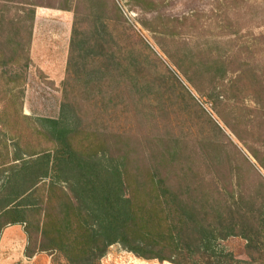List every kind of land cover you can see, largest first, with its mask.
<instances>
[{
  "label": "rangeland",
  "instance_id": "obj_1",
  "mask_svg": "<svg viewBox=\"0 0 264 264\" xmlns=\"http://www.w3.org/2000/svg\"><path fill=\"white\" fill-rule=\"evenodd\" d=\"M24 115L78 119L142 170L179 140L180 160L160 167L177 192L204 201L216 197L202 178L213 169L190 148L214 137L239 183L222 188V203L264 206V0H0V141L37 145ZM245 243L224 241L239 257ZM27 244L25 224L7 225L0 264H53L50 251L27 257ZM98 264L172 263L117 243Z\"/></svg>",
  "mask_w": 264,
  "mask_h": 264
},
{
  "label": "trees",
  "instance_id": "obj_2",
  "mask_svg": "<svg viewBox=\"0 0 264 264\" xmlns=\"http://www.w3.org/2000/svg\"><path fill=\"white\" fill-rule=\"evenodd\" d=\"M24 119L30 121L36 146L23 150L20 141H0V236L7 225L25 224L27 257L50 251L53 264H98L119 243L139 258L172 264H264V206L252 202L245 208L234 195L222 203V188L239 184L225 143L203 135L190 148L213 169L202 178L216 197L204 201L177 192L160 167L166 160H180L184 147L179 140L167 156L160 152L156 159H162L142 170L128 155H117L102 132L78 119ZM206 121L221 131L211 117ZM43 140L50 144L46 149ZM231 237L246 241L245 257L227 249L224 241Z\"/></svg>",
  "mask_w": 264,
  "mask_h": 264
}]
</instances>
